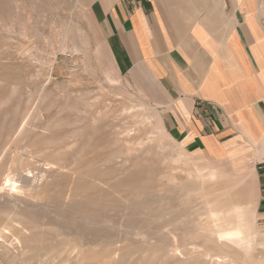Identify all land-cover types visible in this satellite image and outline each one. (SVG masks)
Returning a JSON list of instances; mask_svg holds the SVG:
<instances>
[{"label":"rangeland","instance_id":"obj_1","mask_svg":"<svg viewBox=\"0 0 264 264\" xmlns=\"http://www.w3.org/2000/svg\"><path fill=\"white\" fill-rule=\"evenodd\" d=\"M111 4L0 0V186L7 172L33 175L12 201L33 229L9 224L0 264H264L255 168L183 139L175 101L138 66L117 68ZM207 167L239 191L210 223L216 180L195 177ZM59 240L62 251L39 249Z\"/></svg>","mask_w":264,"mask_h":264},{"label":"crops","instance_id":"obj_2","mask_svg":"<svg viewBox=\"0 0 264 264\" xmlns=\"http://www.w3.org/2000/svg\"><path fill=\"white\" fill-rule=\"evenodd\" d=\"M109 19L113 62L175 101L173 131L253 165L264 221V0H112Z\"/></svg>","mask_w":264,"mask_h":264},{"label":"bare ground","instance_id":"obj_3","mask_svg":"<svg viewBox=\"0 0 264 264\" xmlns=\"http://www.w3.org/2000/svg\"><path fill=\"white\" fill-rule=\"evenodd\" d=\"M26 120H27V115L24 117L23 121L21 122L20 127H19L20 129H22ZM30 172H31L30 168L23 169V171L19 172V174H18L19 178L18 179L14 178V176L11 175L10 172H7L4 176V182L0 186V193L2 192L5 195H7L6 196L7 197L6 202L8 204V208L0 213V216H1L0 222H5L0 227V237H3L5 230L8 229V226L11 222L18 223L21 231H23V232H25V230L30 231L31 229H33L27 223H23L20 220H15L13 218V215L16 214L17 210H16L15 203H12V201L18 200V198L16 197L17 195H20L21 193L23 194L24 192H26V193L28 192V194L31 193L30 189H26V191H25L26 186L23 184L26 182V180L30 179V177H33V175L31 176ZM195 177H198L199 179L207 177V180H209V179L216 180L210 185L209 190H207V198L204 197L206 199L205 203L207 204V222L210 223L209 221H211L212 218L217 214L216 209L222 208L225 210L226 207L228 206V201L226 203V199L228 198V195L232 194V193L233 194L239 193V191L236 190V188H238V187H237V184H232V185L228 186L226 182L216 184L218 182V178L220 177V175H219V173L214 171V169L211 167L201 169L200 171L196 170ZM243 178L246 179V176H244ZM210 192H212V193H210ZM10 203L12 204V206H10ZM217 226H219V225H217ZM207 229L209 230L208 227H207ZM9 232H11V230ZM17 232H19V230H17ZM224 233L225 232L221 231L220 229H218L217 231L210 230V234H213L216 236H221ZM56 244H54V243L53 244L40 243L39 249L45 250L46 252H54V251H59V250L62 251V250H64V248L66 246L65 241H62V240L57 241ZM60 245H61V247H56V246H60ZM69 248H72V246H70Z\"/></svg>","mask_w":264,"mask_h":264}]
</instances>
